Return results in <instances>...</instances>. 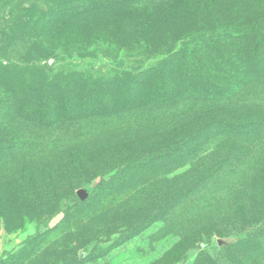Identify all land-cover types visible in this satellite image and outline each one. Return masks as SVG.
<instances>
[{
  "label": "rangeland",
  "instance_id": "374dc122",
  "mask_svg": "<svg viewBox=\"0 0 264 264\" xmlns=\"http://www.w3.org/2000/svg\"><path fill=\"white\" fill-rule=\"evenodd\" d=\"M0 264H264V0H0Z\"/></svg>",
  "mask_w": 264,
  "mask_h": 264
},
{
  "label": "trees",
  "instance_id": "16d2710c",
  "mask_svg": "<svg viewBox=\"0 0 264 264\" xmlns=\"http://www.w3.org/2000/svg\"><path fill=\"white\" fill-rule=\"evenodd\" d=\"M229 34L233 36V32H230ZM1 58L8 63L26 65L33 63L37 58H47V53L42 46L34 42H11L3 50ZM190 139L193 142L195 141L193 137ZM71 197L73 201L76 200L74 194H72Z\"/></svg>",
  "mask_w": 264,
  "mask_h": 264
},
{
  "label": "water",
  "instance_id": "95a60500",
  "mask_svg": "<svg viewBox=\"0 0 264 264\" xmlns=\"http://www.w3.org/2000/svg\"><path fill=\"white\" fill-rule=\"evenodd\" d=\"M77 196L81 199V200H84L86 198V194L83 192V191H79L77 192ZM222 244L221 241H218V245L220 246Z\"/></svg>",
  "mask_w": 264,
  "mask_h": 264
}]
</instances>
